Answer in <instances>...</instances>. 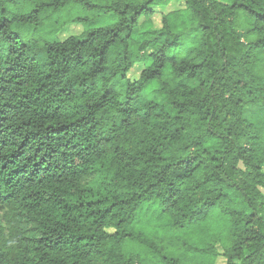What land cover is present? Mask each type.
Masks as SVG:
<instances>
[{
    "label": "trees",
    "instance_id": "16d2710c",
    "mask_svg": "<svg viewBox=\"0 0 264 264\" xmlns=\"http://www.w3.org/2000/svg\"><path fill=\"white\" fill-rule=\"evenodd\" d=\"M53 16L82 31L26 55L13 26ZM252 104L264 0H0V264H212L217 245L225 264H264ZM215 209L224 239L160 236Z\"/></svg>",
    "mask_w": 264,
    "mask_h": 264
},
{
    "label": "rangeland",
    "instance_id": "374dc122",
    "mask_svg": "<svg viewBox=\"0 0 264 264\" xmlns=\"http://www.w3.org/2000/svg\"><path fill=\"white\" fill-rule=\"evenodd\" d=\"M169 10V9H168ZM160 14L156 13L153 17L155 26L159 25ZM50 21H44L41 26H23L19 27L14 25L12 30L19 36L20 41L25 45L24 52L26 55H35L38 59H42V53L37 49L42 47L46 43L53 41H62L68 36L79 34L82 31V27L79 25H70L69 21L64 17L53 16L50 18ZM149 28V23L145 19H141L137 32L140 34L144 30ZM62 29V30H60ZM147 65L146 62H137L128 72L126 81H132L137 78L140 70L145 68ZM190 85L195 86V83ZM159 88V83L152 84L148 90L142 93V98L148 101L155 100V92ZM244 117L251 122L254 126L264 130V107L260 104H252L247 106L244 109ZM264 195V190H260ZM2 212L0 211V216ZM226 218L223 217L218 210H212L208 219L205 222H202L200 226L196 229L188 230H170V232H162L160 234L164 236L165 242L169 243H186V244H195L197 246H206L209 244V239L213 236H218L219 239H224V232L226 228ZM146 221L143 220V217L140 219V224L138 228L143 227V223ZM222 243V242H220ZM217 251L219 255L212 260V264H225V260L221 257L222 249L217 245ZM190 254V252H187ZM186 253V254H187ZM187 254V255H188ZM191 255V254H190ZM213 257V256H212ZM207 259H213L207 257Z\"/></svg>",
    "mask_w": 264,
    "mask_h": 264
}]
</instances>
